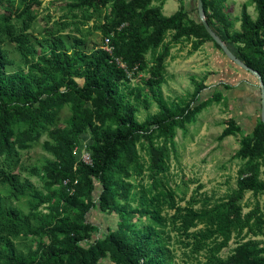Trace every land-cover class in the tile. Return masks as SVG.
<instances>
[{"label":"trees","instance_id":"1","mask_svg":"<svg viewBox=\"0 0 264 264\" xmlns=\"http://www.w3.org/2000/svg\"><path fill=\"white\" fill-rule=\"evenodd\" d=\"M78 1L72 6L81 8L86 20L106 9L101 28L103 39L110 36L113 54L101 46L85 51L82 38L51 28L40 41V47L48 49L41 53L37 37L29 31L35 18L32 7L41 0H0V264H101L104 260L179 264L170 247L173 232L185 254H204L203 264H264V247L252 238L238 241L226 257L220 255L233 235L264 234L259 207L243 212L246 192L264 193L260 115L241 137L237 156L245 160L244 174L225 198L192 197L181 205L156 176L166 167L176 128L211 101L200 100L204 83H197L190 97L180 102L166 100L162 84L171 48L183 41L191 42V52L206 41L222 50L220 45L200 20L189 17L187 0H177L179 10L170 16L162 12L164 0ZM224 1L203 0L206 19L223 28L224 34H219L225 42L236 47L237 56L264 81V0L242 3L236 30H231ZM250 5L256 17L249 12ZM116 57L133 76L147 69L146 87H134L130 94L132 79ZM214 97L220 100L222 92L217 90ZM153 103L158 110L139 121L140 106L148 109ZM64 105L70 109L66 125L51 128ZM241 129L237 118L231 117L221 136ZM45 131L49 139L43 146L54 158L37 172L45 180L43 191L15 167L19 150L37 142ZM86 134L92 164L79 161L75 152ZM142 149L148 165L141 160ZM258 166L263 168L262 178ZM146 167L151 181L141 178L134 184L133 177ZM21 201L27 203V211L17 204ZM96 206L119 215L117 227L97 238L93 237L96 226L86 221V214Z\"/></svg>","mask_w":264,"mask_h":264},{"label":"rangeland","instance_id":"2","mask_svg":"<svg viewBox=\"0 0 264 264\" xmlns=\"http://www.w3.org/2000/svg\"><path fill=\"white\" fill-rule=\"evenodd\" d=\"M246 1L248 0H230L229 2V17L232 19V30H236L239 27L238 16L242 3ZM78 2V0H41L40 4L32 7V13L35 18L29 31H32L38 39L39 52L42 53L48 50L40 47V41L47 35V30L50 28L55 33H68L82 38L84 41L82 48L85 51H91L93 48L101 46L104 35L101 27L105 21L106 9L101 8L93 12V17L86 20L82 15V9L72 6ZM174 4H176V7H174ZM178 6L179 2L177 0H169L166 2L163 13L170 16ZM194 7L192 16L198 18L196 4ZM248 10L253 17H256L253 5H250ZM18 24L20 25L21 23L18 22ZM215 28L217 32L224 34L220 25H216ZM189 47L188 43H180L175 48H172V54L165 62L166 81L162 84L163 95L168 101L177 100L180 102L183 98L190 97L189 95L193 93L197 83H204L205 88L199 94L200 100L211 98V101L192 120L185 122L183 127L176 128L175 143L174 146L169 148L166 167L156 174L157 177L162 178L166 186L174 191L175 200L181 205H186L192 197L196 200H201L207 196L213 201L220 200L225 198L232 189L236 188L238 179L244 174L243 166L245 163L244 159L237 156L240 140L242 136L247 135L251 131L256 118L260 115V93L257 86V96L254 104H251L250 101L251 90L248 87L249 82L247 80L251 77V81L256 82L251 73L247 74L246 70L231 61L222 50H218L219 57L215 61L214 54L211 53L210 55L205 49H203L198 58L194 57L188 51L191 48ZM233 50L237 53L236 47ZM14 58L18 63L20 57L17 53L14 54ZM227 63L236 71L244 70L245 76L244 79H240L242 84H238V88L228 90L221 84L216 83L217 80H214L216 77L221 76V67ZM15 67L16 65L13 68ZM148 76L149 72L147 69L140 71L129 82L127 91L131 94L134 87H146L144 79H147ZM218 89L222 92L220 100H216L214 97ZM130 98L133 99L134 96L130 95ZM157 110L156 103H153L148 109L140 106L136 117L139 121H143L148 113H154ZM251 111H254L252 121L248 119L246 114V112L249 113ZM69 116L70 109L68 105H64L60 110L57 121L50 127L65 126ZM231 117L237 118L242 129L222 137L221 134ZM85 136L86 139L89 138L88 134ZM47 139H49V135L45 131L37 142L19 150V160L15 167V172H18L22 178L30 179L38 189L43 191L45 190V180L37 172L38 170L42 171L47 159L54 158L53 154L43 146V142ZM139 154L141 160L148 165L146 152L142 149L139 150ZM262 170L263 168L258 166V177L260 178L263 177ZM149 173L150 170L146 167L141 175L133 177L134 184H137L141 178L145 183H149L151 181ZM17 204L25 211L28 210V205L25 201ZM199 205L200 202L195 206L199 207ZM254 207H259L260 211L264 213V193L254 195L250 191L246 192L243 200V212H248ZM41 209L44 210V207L42 206ZM86 221L96 226L93 237L97 238L106 234L108 230L117 227L119 215L115 212H104L96 206L86 214ZM171 234L170 247L176 262L179 264L204 263L203 253L195 256L185 254L184 249L177 242L175 233ZM241 237L245 238L240 239ZM249 238L258 240L260 245L264 247V234L253 236L244 231L240 236L233 235L228 246L220 252V255L226 257L237 246L238 241ZM30 240L32 243L34 242L32 238ZM101 264L113 263L104 260Z\"/></svg>","mask_w":264,"mask_h":264},{"label":"crops","instance_id":"3","mask_svg":"<svg viewBox=\"0 0 264 264\" xmlns=\"http://www.w3.org/2000/svg\"><path fill=\"white\" fill-rule=\"evenodd\" d=\"M167 1H169V0H164L163 3H162V12H163V9H164ZM171 1H174V0H171ZM229 2H230V0H225L224 3H223V8L226 11V13H227L228 16H229V6H228L229 5ZM158 3L159 2H155V4H158ZM186 4H187L188 10L190 11L189 12V17L192 18V19H194V20H196V21H199L198 18L192 16L193 7L195 6V1L194 0H187L186 1ZM174 7H176V4H174ZM178 10H179V6L173 12V14L177 13ZM229 18L231 19V17H229ZM237 29H239V27ZM231 30H232V28H231ZM180 43H188V45L191 47V42L183 41V42H180ZM180 43H178V44H180ZM176 45L177 44H175L172 48H175ZM172 48H171V50H172ZM203 49H205V51H207L208 53H210V55H211V53H213L214 54V57H215V61L219 57L218 56V54H219L218 50L219 49L215 46V44L212 41H206L204 44H202L201 46H199V48H197L196 50H192V52L190 51L191 48L188 51L191 54H193L194 57H197L198 58V56H200V53L203 51ZM171 54L172 53L170 51V56H171ZM215 61H214V63H215ZM220 72H221V76L220 77H216V79H214V80H217L216 83L221 84L223 87H224V84L225 85H230V88L229 89H233V88H236V87L238 88V84H242V82L240 83V79H244V76H245L244 75L245 74L244 71H242V70L236 71L234 68H231L230 67L229 63H227L224 66H222ZM247 74H250V73L247 72ZM225 78H227V79L225 80ZM250 78L248 79L249 81L247 80V82H249L248 83V87L251 90V93H250V101H251V104H254L255 99H256V96H257V91H256L257 82L251 81ZM218 90H220V89H218ZM246 114L248 115V119H250V121H252L253 118H254V111H251L249 113L246 112ZM250 114H252L253 116L250 115ZM253 126H254V124H253ZM84 139H85V142H86L87 141L86 137Z\"/></svg>","mask_w":264,"mask_h":264},{"label":"water","instance_id":"4","mask_svg":"<svg viewBox=\"0 0 264 264\" xmlns=\"http://www.w3.org/2000/svg\"><path fill=\"white\" fill-rule=\"evenodd\" d=\"M196 4L199 20L203 23L207 32L212 36L215 42L220 45L222 51L226 54V56L236 65L255 76L260 93V118L264 122V81L260 73L254 68L248 66L240 57H238L233 48L229 46L225 42V39L219 34V32H217L216 28L208 22L205 16L203 0H196Z\"/></svg>","mask_w":264,"mask_h":264},{"label":"built area","instance_id":"5","mask_svg":"<svg viewBox=\"0 0 264 264\" xmlns=\"http://www.w3.org/2000/svg\"><path fill=\"white\" fill-rule=\"evenodd\" d=\"M101 47L103 49H105L106 51H108L110 54H113V46L111 45V40H110V36L107 35L104 37L103 39V43L101 44ZM117 64L122 67L123 69H125V71L127 72V75L130 79H132L134 76V73L133 71L127 69V65L126 63L116 57L115 58ZM87 142H83L79 147L75 148V152L76 154L78 155V160L79 161H82L86 164H92V157H91V152L90 150L87 148V145H86ZM69 182V180H64V184H67ZM77 180L74 181V183H76Z\"/></svg>","mask_w":264,"mask_h":264}]
</instances>
